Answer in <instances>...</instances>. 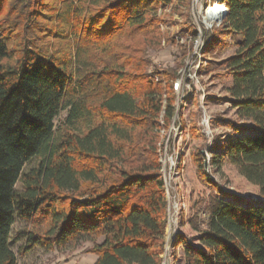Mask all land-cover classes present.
<instances>
[{
	"label": "trees",
	"instance_id": "obj_1",
	"mask_svg": "<svg viewBox=\"0 0 264 264\" xmlns=\"http://www.w3.org/2000/svg\"><path fill=\"white\" fill-rule=\"evenodd\" d=\"M173 2L0 0V264H16V219L30 227L28 251L85 239L93 264H162L169 201L159 118L167 125L176 114L178 76L155 71L162 80L154 81L146 71ZM218 2L226 7L219 31L237 38L221 64L227 94L257 133L228 139L219 153L216 143L193 152L196 178L214 195L196 204L191 187L198 244L178 232L171 249L183 248L184 264H264V0ZM223 165L256 194L224 189L212 176Z\"/></svg>",
	"mask_w": 264,
	"mask_h": 264
},
{
	"label": "rangeland",
	"instance_id": "obj_2",
	"mask_svg": "<svg viewBox=\"0 0 264 264\" xmlns=\"http://www.w3.org/2000/svg\"><path fill=\"white\" fill-rule=\"evenodd\" d=\"M216 1L190 0L186 4L184 0H174L162 15L160 46L147 52L151 63L146 72L152 80H162V76L155 71L172 69L178 76L173 83L176 114L167 125L163 123V115L159 118L157 148L159 162L164 166L162 177L168 183L165 193L169 201L162 264H184L183 248L178 247L174 253L171 249L178 232L191 243L198 244V234L188 225L191 187L195 186L196 204L214 195L209 186L196 178V167L191 160L193 152L196 149L206 150L216 143L217 148L212 151L219 153L220 146L228 139L257 133L251 123L237 117L227 94L231 78L225 76L221 64L234 54L237 38L221 34L219 30L222 22L210 23L221 21L224 16L220 13L216 15L214 8L222 6ZM162 83L165 87V81ZM65 116L66 112L55 120L56 127ZM192 123L198 133L205 136L206 143L191 138ZM209 157L210 153H207V159ZM36 164L35 158L27 162L23 174ZM178 166L180 170L176 171ZM212 176L224 189H231L243 196L256 194V189L247 186L229 166L223 165L221 173ZM16 189H20V182ZM200 220L203 221L204 217ZM27 228H30L29 225L16 219L10 230L9 248L16 257V264H93L96 260L94 255L87 252L92 244L85 239L52 251L42 248L28 251L24 249L26 241L23 234Z\"/></svg>",
	"mask_w": 264,
	"mask_h": 264
},
{
	"label": "built area",
	"instance_id": "obj_3",
	"mask_svg": "<svg viewBox=\"0 0 264 264\" xmlns=\"http://www.w3.org/2000/svg\"><path fill=\"white\" fill-rule=\"evenodd\" d=\"M219 0H217L216 2L219 4V2H218ZM221 5V4H220ZM223 8H224V10H222L221 12L225 15V13H226V7L223 5ZM224 17V16H223ZM224 19V18H223ZM223 19L221 20V21H214V22H210L211 24H213V23H217V24H220L222 21H223ZM176 89H177V87H176ZM164 167V166H163ZM162 166H161V170L163 171L164 170V168H163ZM170 170H172V167H170ZM178 170V167L176 168V171ZM163 180H164V184H165V186L167 187V180L165 179V177H163ZM166 190H167V188H166ZM168 206H169V204H168ZM169 212V211H168ZM170 219V218H169ZM169 230L171 229V222H170V220H169Z\"/></svg>",
	"mask_w": 264,
	"mask_h": 264
},
{
	"label": "bare ground",
	"instance_id": "obj_4",
	"mask_svg": "<svg viewBox=\"0 0 264 264\" xmlns=\"http://www.w3.org/2000/svg\"><path fill=\"white\" fill-rule=\"evenodd\" d=\"M214 9H215L214 11H215L216 15H218V13L223 15V13L221 12L222 10H224L223 5L222 6H216Z\"/></svg>",
	"mask_w": 264,
	"mask_h": 264
}]
</instances>
